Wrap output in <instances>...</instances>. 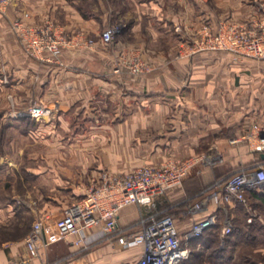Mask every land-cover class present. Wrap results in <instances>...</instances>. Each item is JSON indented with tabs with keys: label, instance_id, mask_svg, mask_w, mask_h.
Wrapping results in <instances>:
<instances>
[{
	"label": "crops",
	"instance_id": "crops-1",
	"mask_svg": "<svg viewBox=\"0 0 264 264\" xmlns=\"http://www.w3.org/2000/svg\"><path fill=\"white\" fill-rule=\"evenodd\" d=\"M128 1L132 4V20L106 45L99 39L101 30L107 27L106 17L84 16L60 0H10L6 10H0V96L10 93L20 101L35 97L47 105L49 118H39L35 127L46 136L52 127L84 126L90 129L88 140L100 135L149 140L138 150H152L154 164L166 157H187L204 146L227 145L226 157L232 165L259 156L255 152L244 159L246 143L231 144L228 138L246 132L252 122L264 126V59L224 49L190 47L201 38L204 22L211 32L222 21L247 23L257 15V0ZM58 4L62 8L59 11ZM232 4L235 9L231 11ZM215 5L221 6V11H215ZM21 11L29 12L31 20L50 12L65 30L81 29L96 41L90 47H62L57 55L45 52L43 59L27 55L10 29V20ZM133 57L141 58L150 68L130 73L122 62ZM116 64L122 65L120 71H114ZM3 76L8 79L6 83ZM199 167H193L189 174L198 173ZM187 177L178 188L167 190L163 199L185 196L202 178L192 175L190 182H185ZM86 187L81 180L65 183L60 187L64 191L55 189L54 195H46L48 200L35 207L42 218L45 244L38 247V257L32 264L64 256L74 248V235L62 236L55 221L64 205L80 198ZM156 201H161L159 195ZM238 205L241 203L227 205L226 211H218L219 217L227 213L225 217L233 223ZM206 214V210L193 215L172 213L180 233L190 228L193 218ZM137 217L138 207L128 203L119 210L118 222L127 226ZM84 232L87 238H97L102 235L101 224L89 226ZM141 252V245L125 247L115 239L102 241L62 264H132ZM25 253L24 241L4 245L0 247V264Z\"/></svg>",
	"mask_w": 264,
	"mask_h": 264
},
{
	"label": "built area",
	"instance_id": "built-area-1",
	"mask_svg": "<svg viewBox=\"0 0 264 264\" xmlns=\"http://www.w3.org/2000/svg\"><path fill=\"white\" fill-rule=\"evenodd\" d=\"M9 3L10 0H0V10L5 11ZM257 15L247 23L222 21L215 32L202 30L201 38L195 39L190 47L193 50L224 49L243 57L264 59V1L258 3ZM10 29L22 51L39 59L44 58L45 52L57 55L62 47H90L96 41L81 29L65 30L47 14L31 20L30 13L26 11H21L10 20ZM118 31L116 25H107L101 30L99 39L107 45L115 40ZM122 63L133 74L150 68L137 57ZM122 65L116 64L114 71H120ZM3 81H6L5 76ZM7 98L13 107L14 100L10 93H7ZM25 110L33 117L41 118L49 113L50 108L39 99L30 98ZM228 141L231 144L245 142L249 151L259 153V156L218 177L203 195L188 204L186 214L193 215L205 210L208 214L193 218L187 231L179 232L175 217L166 208L157 210L156 197L181 186L193 167L218 164L222 160L211 153L166 157L156 164H142L126 171L95 169L88 175L85 193L64 205L61 215L56 218L55 224L60 234H73V246L81 249L92 240L87 238L84 229L100 223L101 237L119 239L125 247L142 246V255L136 264H176L186 259L191 253L189 241L218 222V211H226L229 204L241 203L252 212L249 196L253 193L264 198V126L252 122L246 132L230 137ZM128 203L138 207V226H123L118 222L119 210ZM223 219L222 232L229 233L232 223L228 217ZM23 240L25 255L11 259L8 264H32L38 257V247L45 244L42 218L33 221Z\"/></svg>",
	"mask_w": 264,
	"mask_h": 264
},
{
	"label": "rangeland",
	"instance_id": "rangeland-1",
	"mask_svg": "<svg viewBox=\"0 0 264 264\" xmlns=\"http://www.w3.org/2000/svg\"><path fill=\"white\" fill-rule=\"evenodd\" d=\"M62 1L76 8L84 16L106 17L107 25H116L119 30L116 38L122 34L128 22L132 20L130 16L132 12L129 10L132 4L128 0H60V3ZM259 2L261 0L256 1L257 8ZM221 8L215 5V11H221ZM231 8V11L235 9L233 4ZM60 9L62 8L58 4L56 10ZM44 14L61 24L58 17L55 16L57 20L51 17L50 12H44L40 16ZM205 29H209L207 22L202 25L201 33ZM7 81L6 78L5 83ZM12 98L14 100L13 95ZM30 98L24 101L14 100L12 107L7 93L0 96V247L24 241L23 238L32 227L33 221L39 218L35 207L42 200H48L46 195H54L55 189L64 191L65 189H60V187L65 183L76 184L80 180L87 183L88 175L97 168L126 171V169L142 166V164H154L150 159L152 150H138L149 141L144 138L119 140L113 138L112 135H100L90 141L87 134L90 129L83 125V127L76 128L64 126L65 128L56 129L52 127V131L47 136L41 134L39 130L30 126L31 122L36 123L40 119L29 115L25 110ZM21 110L23 112H18ZM45 116L46 119L49 118L48 114ZM42 136H45V139L41 138ZM226 146L198 147L196 153H211L221 157L222 160L218 164L200 165L198 173L192 171L185 182H190L192 175L202 177L201 182L185 196L169 201L164 200L163 194H160L161 201L155 203L157 210L166 208L169 213L174 214L179 211L183 215H188L186 214L188 204L203 195L218 177L231 173L242 163L250 162H238L232 165L226 157L228 154ZM231 146L228 145V147ZM243 146L246 148V152L242 153L244 159L247 155L251 158L255 152H250L247 144ZM141 156L146 157V161L138 162L137 159ZM248 202L253 208L252 212H249L243 204L238 205L232 223L233 227L229 233L222 232L223 218L227 213H221L220 217L218 214V222L211 226V232L214 226H218V230L209 235L205 234L207 228L200 236L192 238H198L193 245L194 247L199 245L197 248L199 251L193 255L190 253L180 264H264V203H254L251 198ZM247 223L252 225L246 227ZM129 225L135 227L139 224L136 219ZM90 239L92 240L88 246L81 249L74 247L64 256L41 264H53L54 262L62 264L70 257L81 256L94 249L102 241L115 240L101 236L96 240L95 238ZM190 242L188 246L191 251L193 245Z\"/></svg>",
	"mask_w": 264,
	"mask_h": 264
},
{
	"label": "trees",
	"instance_id": "trees-1",
	"mask_svg": "<svg viewBox=\"0 0 264 264\" xmlns=\"http://www.w3.org/2000/svg\"><path fill=\"white\" fill-rule=\"evenodd\" d=\"M26 120H28V118H26ZM36 124H37V123H35V122H31V125H30V126H32L33 128H35V127H36ZM249 197H250L251 199H253V202H254V203H259V202L264 203V198H263V197L257 196V195H255V194H253V193H252V195H250ZM251 225H252V224L247 223V226H246V227H249V226H251ZM211 230H212V229H208V230L205 232V234H209V235H210V233H211V234H214V231H217V230H218V226H214L212 232H211ZM215 233H218V232H215ZM215 235H216V234H215ZM204 236H206V235H204ZM197 239H198V238L192 239L190 243H192V245L195 244V242H197ZM198 251H199V250L196 249V248L194 247V245L191 246V254H192V255L198 253ZM183 260H184V259H183ZM183 260H181V261H183ZM181 261H179V262H181ZM179 262H178V263H179Z\"/></svg>",
	"mask_w": 264,
	"mask_h": 264
}]
</instances>
